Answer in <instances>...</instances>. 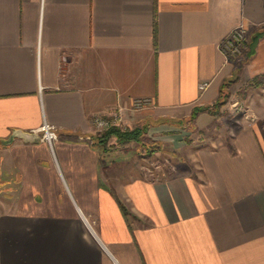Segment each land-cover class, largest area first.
Masks as SVG:
<instances>
[{
    "label": "crops",
    "instance_id": "0c3cea01",
    "mask_svg": "<svg viewBox=\"0 0 264 264\" xmlns=\"http://www.w3.org/2000/svg\"><path fill=\"white\" fill-rule=\"evenodd\" d=\"M263 30L264 0H0V264H264ZM227 80L248 85L228 142L187 145L184 119ZM117 110L194 169L107 164L91 117Z\"/></svg>",
    "mask_w": 264,
    "mask_h": 264
},
{
    "label": "rangeland",
    "instance_id": "374dc122",
    "mask_svg": "<svg viewBox=\"0 0 264 264\" xmlns=\"http://www.w3.org/2000/svg\"><path fill=\"white\" fill-rule=\"evenodd\" d=\"M227 82L228 84L224 89L226 94L224 95L223 103L211 106L212 114L204 110L212 116V121L207 123V125H199L194 123L195 118L191 121L184 119L181 128L185 130V134L182 136L183 141L187 145H216L219 142H228V133L225 127L229 125L228 121L233 120L237 115L245 111L244 95L248 90V85H236L230 80H227ZM120 127L129 128L121 125ZM145 133L141 136L140 143L129 142L126 148L119 147L118 149L116 147L122 145L117 144L115 139L111 137L106 145V150L109 152L103 155V159L106 160L105 162L108 164L111 157L117 163L126 165L139 163L141 174L143 173V175L145 174L148 177L174 174L181 171V167L194 169L193 161L185 152L169 148L170 152L165 154L163 151L166 145L154 143Z\"/></svg>",
    "mask_w": 264,
    "mask_h": 264
},
{
    "label": "built area",
    "instance_id": "2783aa9c",
    "mask_svg": "<svg viewBox=\"0 0 264 264\" xmlns=\"http://www.w3.org/2000/svg\"><path fill=\"white\" fill-rule=\"evenodd\" d=\"M247 48V37L245 28L242 24L235 26L227 36L220 42V49L227 58H233L242 54ZM132 109H142L151 105L149 98H136L131 100ZM119 110L109 114H98L91 117V123L96 131H102L110 125H120ZM56 138L53 128L44 124L41 128V139L46 140L49 144Z\"/></svg>",
    "mask_w": 264,
    "mask_h": 264
},
{
    "label": "trees",
    "instance_id": "16d2710c",
    "mask_svg": "<svg viewBox=\"0 0 264 264\" xmlns=\"http://www.w3.org/2000/svg\"><path fill=\"white\" fill-rule=\"evenodd\" d=\"M264 33L263 31H259L256 32L252 37H251V41L253 42L254 40H256L260 35H262ZM153 37H154V32H153ZM252 49H253V45L250 43L248 46L247 51L245 52L247 56H250L252 53ZM228 82L225 81L220 85V89H219V93L217 96V99L215 100V102L213 104H211L210 106L207 107H195L192 112L190 113V115L188 116L187 119H185L186 121H191L195 118L197 112L201 111V110H207L208 112H210L211 114L213 113V111H211V106H217L219 104L223 103V98L224 95L226 94L224 89L227 86ZM249 84L252 86H261L264 85V73L254 76L252 79H250ZM147 126L146 125H140V126H135L133 128H121L118 125H110L109 127L103 129L102 131H100L99 133H97L95 135V143L97 145H99L101 147L102 150L106 149V145L108 140L113 137L115 139V142L117 144H127L129 142H135V143H140V138L141 136L145 133ZM111 192L113 193V191L111 190ZM114 195V193H113ZM115 197V201L117 203V206L122 214V216L124 217V219L126 220V210L125 207L122 205V203Z\"/></svg>",
    "mask_w": 264,
    "mask_h": 264
},
{
    "label": "water",
    "instance_id": "95a60500",
    "mask_svg": "<svg viewBox=\"0 0 264 264\" xmlns=\"http://www.w3.org/2000/svg\"><path fill=\"white\" fill-rule=\"evenodd\" d=\"M20 136L24 138V140H35L38 137L36 135H33L32 133H24V132H19L18 133Z\"/></svg>",
    "mask_w": 264,
    "mask_h": 264
}]
</instances>
